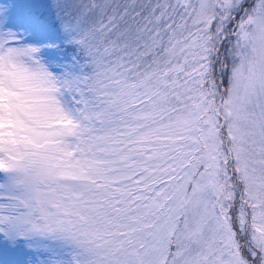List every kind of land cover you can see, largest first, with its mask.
<instances>
[{"label": "snow or ice", "instance_id": "obj_1", "mask_svg": "<svg viewBox=\"0 0 264 264\" xmlns=\"http://www.w3.org/2000/svg\"><path fill=\"white\" fill-rule=\"evenodd\" d=\"M0 264H264V0H0Z\"/></svg>", "mask_w": 264, "mask_h": 264}]
</instances>
